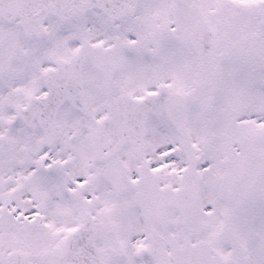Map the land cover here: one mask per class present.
Listing matches in <instances>:
<instances>
[{"label": "snow or ice", "instance_id": "obj_1", "mask_svg": "<svg viewBox=\"0 0 264 264\" xmlns=\"http://www.w3.org/2000/svg\"><path fill=\"white\" fill-rule=\"evenodd\" d=\"M0 264H264V0H0Z\"/></svg>", "mask_w": 264, "mask_h": 264}]
</instances>
